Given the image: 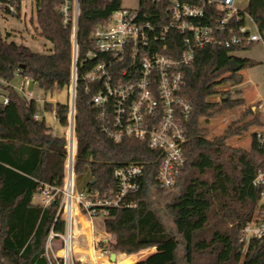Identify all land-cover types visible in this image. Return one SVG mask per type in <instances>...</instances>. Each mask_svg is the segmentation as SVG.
Wrapping results in <instances>:
<instances>
[{
  "label": "trees",
  "instance_id": "1",
  "mask_svg": "<svg viewBox=\"0 0 264 264\" xmlns=\"http://www.w3.org/2000/svg\"><path fill=\"white\" fill-rule=\"evenodd\" d=\"M248 1L246 13L264 31V0ZM59 4L60 0H39L37 28L53 46L49 53L33 52L9 41V33L3 36L0 32V89L8 99L7 104L0 102V264H48L44 254L50 233H65V223L57 218L60 198L47 208L35 202L45 186L62 187L66 176L73 36L71 27L64 25L56 10ZM121 8L122 0H80L75 124V176L79 191L113 188L117 167L144 164L151 183L157 169V164L152 163L157 154L145 142L135 138L115 142L104 133L99 113L90 103L95 94L93 85L82 79L93 66L91 62L84 65V59L86 53L95 51L91 38L95 27L107 24ZM175 44L181 48L179 35ZM212 53L214 57H209V52L203 54L187 71L185 95L193 102L194 111L186 123V164L178 183L180 193L167 205L175 232L161 222L143 189L131 197L136 208L111 210L104 221L105 232L113 235L115 241L101 242L99 247L121 254L116 264H133L149 254L141 253L149 249L156 252L151 251L154 253L136 264H264L261 243L252 240L245 248L241 241L242 230L254 217L261 199V189L253 182L264 169V150L258 146L255 134L250 151L227 144L232 132L237 134L248 126L261 125L259 118L242 124L248 113L244 114L237 123L240 127L232 131V126L219 139L209 140L196 134L199 118L207 114L202 102L210 78L218 74L216 70L207 73L218 59V51ZM229 61L227 58L223 67H229ZM240 64L242 68L256 65L251 61ZM16 77L32 81L52 98L67 91V104H44L45 112L54 113L63 133H55L45 119H35L36 101L11 86ZM217 87H211L212 95L218 92ZM224 102L227 101L219 104ZM82 218L78 215L75 235L90 255ZM74 250L79 253L78 245Z\"/></svg>",
  "mask_w": 264,
  "mask_h": 264
},
{
  "label": "built area",
  "instance_id": "2",
  "mask_svg": "<svg viewBox=\"0 0 264 264\" xmlns=\"http://www.w3.org/2000/svg\"><path fill=\"white\" fill-rule=\"evenodd\" d=\"M248 2L139 0L134 7L122 6L107 24L95 27L91 36L95 51L86 53L84 59V65L91 62L93 66L82 78L95 90L90 103L98 111L102 129L109 138L115 142L126 138L145 142L157 154L152 161L157 169L151 183L144 164L117 167L113 172V188L79 191L75 176V124L80 0H60L56 10L64 25L71 27L73 60L64 185L45 186L39 194L46 208L60 198L57 218L65 223L64 234L52 231L48 237V264L88 263L86 257L76 259L74 250L78 215L87 218L94 230L95 221L104 223L111 210L136 208L137 203L131 197L143 189L150 195L153 191L178 188L186 164V123L194 111L193 102L185 95L187 71L207 52L264 47V31L246 13ZM24 8L36 13L37 18L41 7L39 0H0V13L8 17L20 16ZM178 35L181 48L175 44ZM228 58L235 57L229 54ZM17 90L25 94L24 88ZM228 91L222 89L217 97L219 103ZM3 103L7 104L8 99L3 97ZM35 119L39 117L36 115ZM254 134L258 146L264 150V128ZM253 185L261 189V199L254 217L242 230L245 248L252 240L264 242V169L258 172ZM98 244L95 239L97 256H106L115 264L110 259L112 253L99 249ZM119 258L117 255L116 262Z\"/></svg>",
  "mask_w": 264,
  "mask_h": 264
},
{
  "label": "rangeland",
  "instance_id": "3",
  "mask_svg": "<svg viewBox=\"0 0 264 264\" xmlns=\"http://www.w3.org/2000/svg\"><path fill=\"white\" fill-rule=\"evenodd\" d=\"M139 0H122L123 7H134L137 5ZM33 17V18H32ZM36 13L32 14L31 12H27L24 8L18 17L6 16L3 13H0V32L3 36L6 34H10L9 41H13L17 44L24 45L30 48L33 52L36 53H49L53 48L52 44L47 40L42 38L39 34V30L37 28L36 22ZM252 30L254 28L252 27ZM232 51L235 56L239 59V63L241 62L240 58H245L244 61H254L257 63L254 67L245 66L239 72V74H234L229 67H223L224 61L228 58L227 54ZM209 57H214V53L209 52ZM217 60L214 63V66L210 68L207 73L210 74L214 70L218 71V74L212 78H210L209 89L205 93L202 105L203 110L207 112L205 116L199 118L197 126H196V134L204 137L209 140H215L222 138L229 129L233 126L232 131H236L239 127L235 120L238 117L231 116L234 112L239 110H245V114L248 115L245 117V120L242 124H247L246 120H249L251 116H255V118H260L264 120V47L260 45H253L249 48H237L233 50H224L222 52H218ZM238 76L243 77V83H238ZM216 82L218 84H216ZM23 84V80L19 78H15L11 86L17 88H21ZM29 84V82H28ZM35 91L33 93L32 98L36 100V105L39 113L42 115L46 113V122L47 124L53 128L55 133H63V128L58 124L55 119V115L52 112H45L44 104L46 102L53 103L54 105L57 103L67 104L68 103V93L67 91H63L53 96H45L43 91L39 88V86H35L34 83H31ZM218 85V92L215 95H212L211 87ZM222 89H229V92H226L225 95L229 97L227 102H224L222 105L219 104L217 97L219 96ZM26 92L29 94L27 86ZM0 95H4V92L0 89ZM3 97L0 96V100L2 101ZM250 101V102H249ZM238 102L237 104H234ZM246 122V123H245ZM261 124L262 121L260 120ZM260 125H258L259 127ZM257 127V126H256ZM253 126H248L246 129L249 134L245 131L238 132L234 134L232 132V136L227 141V144L232 147H243L244 150L250 151L249 144L250 138L247 137L252 136L251 130H253ZM223 133V134H222ZM244 136L243 140L239 142L237 140V136ZM180 189L179 187L173 191L163 192V191H153L149 196V202L152 207L157 211L159 219L161 222L167 227L169 231L175 232V226L173 223V217L170 212L167 210V205L172 203L173 200L179 195ZM35 202L41 203V197H36ZM82 225L84 230H88V237L91 241L92 236L95 237L97 242L100 244L101 242L108 241V243L112 244L115 241V237L105 232L104 223L102 220H96L94 224V230H92V224L87 218H82ZM77 228V223H76ZM93 231V234H92ZM94 241V240H93ZM98 244V246H99ZM76 245H78L79 253H76V259H80L82 257L87 258V264H91V259L87 257L89 254H86L85 249L83 248L80 238L76 237ZM91 246V244H90ZM56 248L58 247V243L56 244ZM99 249H102L98 247ZM109 250V248H108ZM155 249H149L143 251L141 253L147 254L144 257H139L133 264H136L140 261L145 260ZM183 245H180L179 255L182 254ZM138 253L136 255H139ZM121 255V254H116ZM125 255V254H123ZM134 256V255H133ZM44 258L46 259V248ZM108 260V258L105 256ZM97 261L93 264H114L109 261ZM119 260V259H118ZM117 262H115L116 264ZM83 264V263H78Z\"/></svg>",
  "mask_w": 264,
  "mask_h": 264
},
{
  "label": "crops",
  "instance_id": "4",
  "mask_svg": "<svg viewBox=\"0 0 264 264\" xmlns=\"http://www.w3.org/2000/svg\"><path fill=\"white\" fill-rule=\"evenodd\" d=\"M229 54H232V55H234V59H236L237 60V62L239 63V59L237 58V56H235V54L232 52V51H230L228 54H227V57L229 56ZM240 60L242 61V60H245V58H240ZM252 62V61H251ZM254 62V61H253ZM256 65H257V63L256 62H254ZM239 74V73H238ZM237 74V75H238ZM239 77V76H238ZM16 78H19V79H22V78H20V77H16ZM242 79H243V77H242ZM23 80V84H22V88H24V90H25V94L23 95V96H26L27 98H29V99H33V100H35L34 98H32V96H33V93H34V91H35V88H33V86H32V81H30V80H24V79H22ZM238 81V80H237ZM28 82H29V84H28ZM242 83H243V81H242ZM242 83H239V84H242ZM34 85L35 86H38L37 84H35L34 83ZM26 86H27V89H28V93L29 94H27V92H26ZM15 88V87H14ZM16 89V88H15ZM18 89V88H17ZM16 89V90H17ZM18 91V90H17ZM22 95V94H21ZM1 97H4L3 95H0ZM36 101V100H35ZM0 102H3V99H2V101L0 100ZM250 102V101H249ZM244 114H245V110H241V108L239 107V110L238 111H236V112H234L233 113V115L231 116V119L233 118V116H235V117H238V119H236L235 120V123H238V121L240 120V118L241 117H243L244 116ZM37 116L39 117V119H45L46 120V113L44 114H40L39 113V111H38V113H37ZM253 118H255V116H251V118H249V120H246V122H249L250 120H252ZM260 120L262 121V123L263 124H261L259 127L257 126H253V130H251V134H254V132L255 131H257L258 129H261V128H264V120L263 119H261L260 118ZM245 122V123H246ZM239 125V124H238ZM238 127H240V125L238 126ZM245 131V130H244ZM246 133L247 134H249V132L246 130ZM223 134V133H222ZM244 136H240V135H238L237 136V140L236 141H240V140H243L244 138H243ZM247 137H249L250 138V141H249V144L247 145L248 147L250 146L251 147V143H252V136H247ZM238 148H241V149H245V148H243V147H238ZM82 229H83V232H84V235H85V238H86V245H87V248H88V250H89V253H90V255H88L87 257H89L91 260L93 259V256H94V253H93V247H94V241H95V237H93L92 236V239H91V241H89V239L91 238H89L88 237V235H87V233L89 232L88 230L86 231V230H84V228H83V225H82ZM93 230V229H92ZM92 234H93V231H92ZM94 240V241H93ZM90 244H91V246H90ZM155 252H156V250H155ZM154 253V252H153ZM97 255V254H96ZM125 256H127V255H125ZM133 256V255H132ZM119 260H117V262H118ZM92 262V261H91Z\"/></svg>",
  "mask_w": 264,
  "mask_h": 264
},
{
  "label": "water",
  "instance_id": "5",
  "mask_svg": "<svg viewBox=\"0 0 264 264\" xmlns=\"http://www.w3.org/2000/svg\"><path fill=\"white\" fill-rule=\"evenodd\" d=\"M229 66L234 74H238L242 70V65L237 62L236 59H231L229 61ZM21 68H24L23 66ZM243 79L242 77H238V83H242ZM229 97L226 96L224 98V101H228ZM95 184V182H93ZM105 244H108V241H104ZM262 247L264 248V242L261 243ZM111 261L116 262L117 255L115 253L111 254Z\"/></svg>",
  "mask_w": 264,
  "mask_h": 264
},
{
  "label": "bare ground",
  "instance_id": "6",
  "mask_svg": "<svg viewBox=\"0 0 264 264\" xmlns=\"http://www.w3.org/2000/svg\"><path fill=\"white\" fill-rule=\"evenodd\" d=\"M242 3H245L246 0H241ZM93 253H94V256H93V263L97 262V261H106L107 259L104 258V257H99L96 255L95 253V250H94V247H93ZM108 261V260H107Z\"/></svg>",
  "mask_w": 264,
  "mask_h": 264
}]
</instances>
